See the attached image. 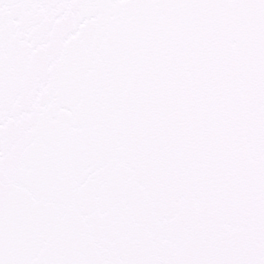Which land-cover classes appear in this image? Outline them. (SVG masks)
<instances>
[{
	"label": "snow or ice",
	"instance_id": "1",
	"mask_svg": "<svg viewBox=\"0 0 264 264\" xmlns=\"http://www.w3.org/2000/svg\"><path fill=\"white\" fill-rule=\"evenodd\" d=\"M0 264H264V0H0Z\"/></svg>",
	"mask_w": 264,
	"mask_h": 264
}]
</instances>
